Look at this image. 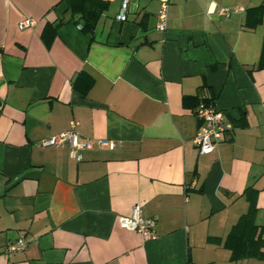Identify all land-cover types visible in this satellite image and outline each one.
I'll list each match as a JSON object with an SVG mask.
<instances>
[{
  "label": "crops",
  "instance_id": "crops-1",
  "mask_svg": "<svg viewBox=\"0 0 264 264\" xmlns=\"http://www.w3.org/2000/svg\"><path fill=\"white\" fill-rule=\"evenodd\" d=\"M261 5L171 0L161 31L158 0H114L83 31L81 1L0 0V264H264L225 246L247 189L264 227ZM196 98L233 125L204 155ZM71 121L116 147L77 162L67 143L40 144ZM134 205L153 237L121 227ZM21 236L25 250L7 254Z\"/></svg>",
  "mask_w": 264,
  "mask_h": 264
},
{
  "label": "built area",
  "instance_id": "built-area-1",
  "mask_svg": "<svg viewBox=\"0 0 264 264\" xmlns=\"http://www.w3.org/2000/svg\"><path fill=\"white\" fill-rule=\"evenodd\" d=\"M105 3L113 2L114 0H100ZM159 8L156 14L157 24L156 28L165 31L167 29L169 8L171 0H158ZM126 3L123 2L122 9L118 18L125 19ZM239 10H243L239 7ZM231 9L229 7L220 6L218 13L222 17H229L231 15ZM33 19L27 18L19 23L18 28L24 29L33 27L35 25ZM194 114L200 121V126L194 137V145L199 154H209L215 147L221 142L223 136L233 129L232 123L226 118L225 113L216 108L213 101H201L194 110ZM77 122L71 121L70 128L55 134L47 139L40 141L43 146H56L59 144L67 143L69 146V157L79 162L83 159V151L90 148L93 144L98 147L107 145L110 150L116 147V143L111 139H90L81 137L77 130ZM120 225L123 228L137 231L143 237H153L155 234V220L147 219L142 215L139 206L134 205L132 213L129 216H121ZM28 242L24 237H19L16 240L10 242L6 247L7 254H13L25 250Z\"/></svg>",
  "mask_w": 264,
  "mask_h": 264
},
{
  "label": "trees",
  "instance_id": "trees-1",
  "mask_svg": "<svg viewBox=\"0 0 264 264\" xmlns=\"http://www.w3.org/2000/svg\"><path fill=\"white\" fill-rule=\"evenodd\" d=\"M72 1V0H71ZM75 1V0H74ZM86 7L83 16V25L81 30H90L98 17L99 13L106 7L108 3L100 0H78ZM88 3V4H85ZM90 6V8H89ZM92 6V8H91ZM260 11L264 10V5L258 7ZM91 84V83H90ZM190 97H184V101H188ZM201 101H212L207 98H196L195 105L197 106ZM195 106V108H196ZM195 110V109H194ZM245 196L250 202V207L247 213L242 215L234 226L232 232L225 240V246L232 250V258L239 259L242 256H256L264 257V251H261V245H264V227L260 229L261 235L257 234V226L254 224L255 206L252 201V189H247ZM256 235V236H255Z\"/></svg>",
  "mask_w": 264,
  "mask_h": 264
},
{
  "label": "rangeland",
  "instance_id": "rangeland-1",
  "mask_svg": "<svg viewBox=\"0 0 264 264\" xmlns=\"http://www.w3.org/2000/svg\"><path fill=\"white\" fill-rule=\"evenodd\" d=\"M262 263V262H261Z\"/></svg>",
  "mask_w": 264,
  "mask_h": 264
}]
</instances>
